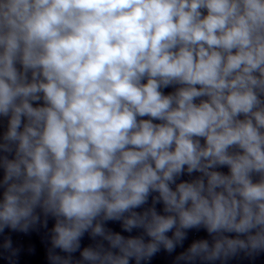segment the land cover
Wrapping results in <instances>:
<instances>
[{
  "label": "clouds",
  "instance_id": "1",
  "mask_svg": "<svg viewBox=\"0 0 264 264\" xmlns=\"http://www.w3.org/2000/svg\"><path fill=\"white\" fill-rule=\"evenodd\" d=\"M0 118V233L53 218L49 264L264 253V0H0Z\"/></svg>",
  "mask_w": 264,
  "mask_h": 264
}]
</instances>
